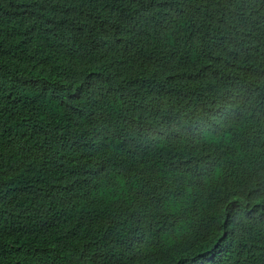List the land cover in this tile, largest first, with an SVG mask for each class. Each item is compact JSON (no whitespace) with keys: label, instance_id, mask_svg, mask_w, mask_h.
Segmentation results:
<instances>
[{"label":"trees","instance_id":"1","mask_svg":"<svg viewBox=\"0 0 264 264\" xmlns=\"http://www.w3.org/2000/svg\"><path fill=\"white\" fill-rule=\"evenodd\" d=\"M0 264H264V0H0Z\"/></svg>","mask_w":264,"mask_h":264}]
</instances>
